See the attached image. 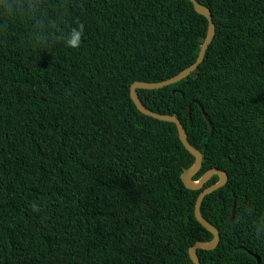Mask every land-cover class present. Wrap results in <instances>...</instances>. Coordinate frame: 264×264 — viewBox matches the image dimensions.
I'll list each match as a JSON object with an SVG mask.
<instances>
[{"label":"trees","instance_id":"1","mask_svg":"<svg viewBox=\"0 0 264 264\" xmlns=\"http://www.w3.org/2000/svg\"><path fill=\"white\" fill-rule=\"evenodd\" d=\"M197 1L216 26L203 62L137 92L182 121L195 180L229 175L201 206L220 231L201 263L264 264V0ZM208 25L190 0H0V264H194L219 176L187 188L195 156L130 89L192 65Z\"/></svg>","mask_w":264,"mask_h":264},{"label":"water","instance_id":"2","mask_svg":"<svg viewBox=\"0 0 264 264\" xmlns=\"http://www.w3.org/2000/svg\"><path fill=\"white\" fill-rule=\"evenodd\" d=\"M190 1L193 3L195 10L199 12L200 14L204 15L208 19V24H209L208 32L201 45V49L199 51L197 60L189 67L182 70L179 74L169 79L159 81V82L137 81L132 84L130 93H131V97L134 103L136 104L137 108L142 113L148 116H151L153 118H156L158 120L173 122L176 124L178 132H179V136H180V139L183 145L185 146L187 150H189L195 156V159H196L194 164L189 169H187L182 175L183 182L187 188L194 189V190L202 189L205 186V184L214 175L219 176L218 182L208 187H205L200 192L197 198V201H196V205H195L196 218L205 228H207L213 234V239L211 241H207V242L199 241L189 248V254L194 264H202L197 254L198 249L209 250V249L216 248L220 242V231L203 216L202 211H201V206L204 201V198L207 195L213 193L215 190L219 189L220 187L224 186L227 183L229 175L226 171L222 169L212 168V169L207 170L199 179L195 180L194 175H196L201 170L202 165H203V154L189 142L187 131L182 121L175 115L158 113V112L148 109L142 103L140 96L137 92V89L154 90V89H160V88L169 86L171 84L177 83L181 81L182 79L186 78L187 76H189L192 72H194L199 67V65L203 62L207 49L215 36L216 26L213 21L212 12L210 11L208 7L200 4L197 0H190ZM233 218H234V210L232 211L231 219ZM256 257L258 259V264H260V261H261L260 258L257 255Z\"/></svg>","mask_w":264,"mask_h":264},{"label":"clouds","instance_id":"3","mask_svg":"<svg viewBox=\"0 0 264 264\" xmlns=\"http://www.w3.org/2000/svg\"><path fill=\"white\" fill-rule=\"evenodd\" d=\"M82 32H83V26L82 25L80 26L79 30H77L75 28L72 30L73 38L71 41H69L70 47L77 48L80 46Z\"/></svg>","mask_w":264,"mask_h":264},{"label":"bare ground","instance_id":"4","mask_svg":"<svg viewBox=\"0 0 264 264\" xmlns=\"http://www.w3.org/2000/svg\"><path fill=\"white\" fill-rule=\"evenodd\" d=\"M137 90H138V89H137ZM148 109H149V108H148ZM152 111H153V110H152ZM155 112H156V111H155ZM195 160H196V159H195ZM188 169H189V168H188ZM186 170H187V169H186ZM186 170H185V171H186ZM218 181H219V180H218ZM218 181H217V182H218ZM212 239H213V238H212Z\"/></svg>","mask_w":264,"mask_h":264}]
</instances>
